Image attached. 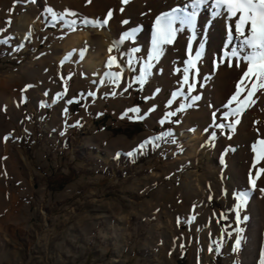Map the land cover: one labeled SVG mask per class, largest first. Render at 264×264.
<instances>
[{
	"label": "rangeland",
	"instance_id": "obj_1",
	"mask_svg": "<svg viewBox=\"0 0 264 264\" xmlns=\"http://www.w3.org/2000/svg\"><path fill=\"white\" fill-rule=\"evenodd\" d=\"M58 2L0 0V41L7 40L0 43V153L6 154L0 264H261L264 209L253 208L252 194L238 222L234 194L251 188L250 170L255 177L264 169V159L253 165V145L264 139V89L239 117L225 119L237 108L228 105L236 90L227 100L215 98L222 71L212 68L208 52L197 61L196 93H188L184 38L163 46L142 85L139 70L151 44L125 40L132 44L111 47V65L88 66L96 53L89 41L78 49L63 46L103 27L85 26L83 20L98 19ZM71 20L75 31L67 26ZM192 48L193 54L199 49ZM218 81L222 85L224 75ZM174 92L183 94L173 99ZM196 95L201 99L192 102ZM245 96L242 91L239 99ZM213 113L215 124L238 118L235 131L216 127ZM133 123L141 131L132 139L114 133ZM262 189L264 174L252 188L264 200ZM257 217L260 230L249 226Z\"/></svg>",
	"mask_w": 264,
	"mask_h": 264
},
{
	"label": "snow or ice",
	"instance_id": "obj_2",
	"mask_svg": "<svg viewBox=\"0 0 264 264\" xmlns=\"http://www.w3.org/2000/svg\"><path fill=\"white\" fill-rule=\"evenodd\" d=\"M19 2V0H14V4ZM35 2V0H32ZM90 3L91 0H88ZM123 4L129 3V0H121ZM208 0H192V11L185 12L181 9H173L171 13L164 14L163 16L157 17L156 26L154 29V33L152 36V43H151V51L148 53V62L141 66L140 74L138 77V81L143 84L146 80L147 76L150 75V69L153 67L151 61L159 60L161 55L163 54L165 45H171L174 43L177 32L184 30L186 27L187 29L193 31L195 33L196 26H197V14L202 5H206ZM212 7L215 9L213 15L218 16L222 15L224 12L228 14L229 17L234 18L235 20V34L237 37L242 38L241 44L239 48H232L230 54L226 53V56H229L228 65L229 67L239 66L240 63H246L247 69L243 72V76L241 77L240 81L236 84V91L233 96L230 98L228 105H231L233 102L237 103V108L231 109L229 113H225L224 118L227 119L229 115H235L239 117V115L246 110L248 107H251L253 104L256 103L253 97L255 96L256 92L264 89V0H213ZM47 11L51 14L52 9H47ZM123 11V9H121ZM66 14L75 16L76 13L67 12ZM113 12L111 9L108 10L106 16L102 19H98L95 21L90 20H83L82 23L85 26L91 25L93 27H105L107 26L109 20L111 19ZM63 18V17H61ZM179 22L180 28L174 27V24ZM122 23L127 24L128 21H122ZM6 24H11V21H6ZM76 20H71L68 22L67 26L71 28L73 31L76 30ZM0 31H4L0 29ZM136 29H133L130 32H125L119 41H115L114 44L121 43L125 40H129L135 36ZM194 38V37H193ZM229 41L232 40V33H229ZM0 43H7V40L0 41ZM204 45L203 43L200 44L199 49L196 50L193 54L192 48V39L188 41V59L185 61L186 67L184 68V77H183V84L188 85V93H191L195 90V75L198 73L197 69V61H199ZM247 49V52L241 55ZM86 50V49H85ZM112 49L110 48L109 51ZM133 52H138V48H134ZM83 52H81V56ZM231 57H235V61L231 60ZM114 62V58L110 57L108 64L111 65ZM131 59L129 60V64H131ZM222 63L225 61H221ZM63 63V62H62ZM192 72L193 74V82H189V73ZM113 81L119 79V73L110 74ZM248 83H245V82ZM248 84L251 87H248ZM203 86V85H201ZM245 91L247 95L244 97L243 100H240L239 97ZM178 94L174 92L172 94L173 99ZM201 97L199 95L191 96V101L195 102L200 100ZM71 103V101H69ZM169 105H171L172 100L168 101ZM226 105L225 107H228ZM192 104H189L188 107H191ZM185 106L181 105L177 111L184 110ZM154 109H150L152 111ZM128 111L138 112L139 109H129ZM166 115H175V112L167 113ZM143 118V117H139ZM216 121V114L213 113V124ZM163 123V121H161ZM239 123V119L237 118L235 121L228 123L227 125L224 123L215 124L216 127L220 129H224L225 127L229 128L232 132L235 131V125ZM211 126V125H210ZM207 131V129H205ZM215 133L212 134V138H215ZM231 139V136L228 137ZM161 137H155L153 140H159ZM153 140L145 141L143 144L140 145V148L143 149L145 144L152 143ZM257 144L260 145V149L257 152ZM228 151V150H226ZM253 151L257 153L253 165L255 166L256 162L261 159H264V139H259L253 145ZM128 155H132V153H128ZM221 161L223 162V157H221ZM261 174H264V169H260L256 171L255 177L252 175V171L249 172V184L251 188H255L256 180L260 178ZM264 191V189H262ZM250 195L249 191H239L234 194L236 199L235 211L237 221H240V210L246 205L248 197ZM191 219V218H190ZM246 220L247 217H244ZM179 223V221H178ZM237 231H242L237 229ZM240 245V238L237 237L235 242V246L233 251L237 250ZM212 251V249H209ZM219 252V246L216 249ZM261 264H264V257H262Z\"/></svg>",
	"mask_w": 264,
	"mask_h": 264
},
{
	"label": "bare ground",
	"instance_id": "obj_3",
	"mask_svg": "<svg viewBox=\"0 0 264 264\" xmlns=\"http://www.w3.org/2000/svg\"><path fill=\"white\" fill-rule=\"evenodd\" d=\"M54 1L58 2V0ZM60 1L61 3L58 2L59 5H67L72 9L74 8L81 11L82 14L87 17L94 15L97 19H102L106 16L107 11L105 10L108 7H112L114 9L119 8L120 6L124 7L121 13H113L107 26L103 27V29L88 31L71 36V38L63 46L65 49L68 48V50L71 48L78 49L89 41V43L92 44L93 48L96 50V53L91 54L86 62V64L91 67H95L98 61H109V49L114 45L115 41L120 40V35L125 32H130L133 29H136L137 31L132 39L140 41L141 44L149 49L150 44L152 43V36L156 26L157 17L171 13L173 9H181L185 12L192 11V0H129V3L127 4H123L121 0H91L90 3L88 0ZM212 4L213 0H208L206 5H202L200 7L197 14V26L195 33L185 27L184 30L177 32L176 39L171 45H176L181 38L186 40L192 39V44H196L198 48L200 44L203 43L204 48L201 56H205L208 52L213 53L214 62L212 68L214 70H220L219 72L222 71L221 74L224 75V83L221 85L218 81V77L221 76V74H217V79L214 82L213 95L216 99L219 97L226 99L230 96L233 90H236V84L233 83V80L236 81L240 76H243V72L246 71L247 65L246 63H240L237 67L235 66V63H233V66L230 67L231 69H224V66L229 67L227 62L229 60V56H226L225 54H230L232 48H239L242 38L237 37L235 34L234 18L229 17L226 12L222 15L214 16L213 13L215 9L212 7ZM125 20L128 21L127 24L122 23V21ZM174 27L179 29V22L175 23ZM230 32L232 33L231 41H229L228 38ZM119 44L120 46L121 44H125L127 47L132 43L130 41H123ZM179 49L180 45H177L176 50L178 51ZM246 52L247 49L241 52V55ZM106 53L108 55L104 57L103 54ZM235 59V57H231L233 62ZM222 60L225 62L222 63ZM235 76L237 78H235ZM245 83L248 82L246 81ZM248 87H251V85L248 84ZM243 92L244 94L246 93L245 91ZM191 93H196V83L195 90ZM255 166H258V164ZM248 191L250 192L249 196L252 194L257 195V197L252 201L253 208L255 210L264 209V200L260 196L259 190L255 192L252 188H249ZM261 193V195L264 196L263 192ZM258 217L249 222V226L256 230H260L261 228V222Z\"/></svg>",
	"mask_w": 264,
	"mask_h": 264
},
{
	"label": "trees",
	"instance_id": "obj_4",
	"mask_svg": "<svg viewBox=\"0 0 264 264\" xmlns=\"http://www.w3.org/2000/svg\"><path fill=\"white\" fill-rule=\"evenodd\" d=\"M140 131H141V125L138 123H133L130 125V129H127L123 132H119L118 130H114V133L115 134H123L125 137L132 139Z\"/></svg>",
	"mask_w": 264,
	"mask_h": 264
},
{
	"label": "crops",
	"instance_id": "obj_5",
	"mask_svg": "<svg viewBox=\"0 0 264 264\" xmlns=\"http://www.w3.org/2000/svg\"><path fill=\"white\" fill-rule=\"evenodd\" d=\"M0 112H1V106H0ZM5 160H6V154H1L0 153V172L5 169L4 168L5 167Z\"/></svg>",
	"mask_w": 264,
	"mask_h": 264
}]
</instances>
